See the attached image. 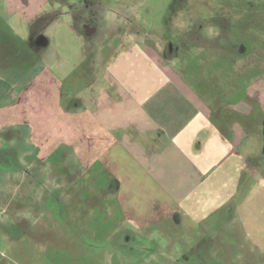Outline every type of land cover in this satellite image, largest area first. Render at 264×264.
I'll list each match as a JSON object with an SVG mask.
<instances>
[{"label":"crops","instance_id":"1","mask_svg":"<svg viewBox=\"0 0 264 264\" xmlns=\"http://www.w3.org/2000/svg\"><path fill=\"white\" fill-rule=\"evenodd\" d=\"M208 4L0 0V17L39 24L48 49L29 82L52 85L54 64L59 99L67 76L58 49L70 40L82 56L72 69H102L86 79L89 90L98 86L85 107L91 128L103 133L94 168L102 171L104 200L135 238L183 245L164 253L155 246L157 255L143 259L195 264L236 255L264 264V22L257 24L264 10L243 24L250 9L210 11ZM68 97L81 103L73 91Z\"/></svg>","mask_w":264,"mask_h":264},{"label":"rangeland","instance_id":"2","mask_svg":"<svg viewBox=\"0 0 264 264\" xmlns=\"http://www.w3.org/2000/svg\"><path fill=\"white\" fill-rule=\"evenodd\" d=\"M207 6L210 11L250 9L243 24L259 19L264 10V2L252 0H209ZM263 22L257 20V24ZM38 25L25 27L19 20L0 17V264H155V260L143 259L157 255L155 246L161 253L173 246L183 251V245H154L135 238L134 229L122 227L114 217L121 215L110 212L103 196L102 171L97 165L94 168V160L103 151V133L91 128L85 107L88 95L93 96L98 86L93 84L89 90L86 79L100 75L102 69H72L82 56L77 41L70 40L67 50L58 49V56L65 60L64 96L61 91L58 97L54 64L47 70L52 85L30 84L48 49L47 39L37 32ZM72 91L80 96L81 105L68 97ZM60 109L70 114L61 116ZM77 110L80 115L71 120ZM74 125L80 131H73ZM89 174L96 178L90 179ZM197 247L216 249L213 244ZM23 253L29 255L27 261ZM119 253L133 258L118 259ZM110 254L116 255L108 259ZM195 264L246 261L236 255L233 259L219 255Z\"/></svg>","mask_w":264,"mask_h":264}]
</instances>
